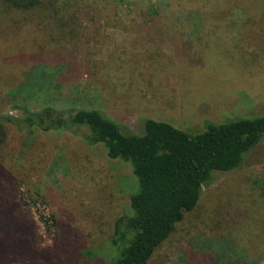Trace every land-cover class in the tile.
Returning <instances> with one entry per match:
<instances>
[{"label":"rangeland","instance_id":"1","mask_svg":"<svg viewBox=\"0 0 264 264\" xmlns=\"http://www.w3.org/2000/svg\"><path fill=\"white\" fill-rule=\"evenodd\" d=\"M59 1L75 7L83 37L64 49L53 32L55 44L44 32L27 36L23 32L21 49L1 52L0 117L23 119L17 107L38 113L97 110L123 133L143 135L148 119L195 133L207 123L264 113V61L250 57L251 43L239 34L246 29L241 26L234 35L226 31L208 41L200 33L205 14L197 0ZM149 12L161 20L149 22L145 17ZM115 13L130 32L112 23ZM134 22L136 29L130 25ZM22 56L29 67L41 61L32 71L44 91L15 94L23 86L11 88L14 63ZM65 62L69 67H64ZM50 70H55L53 80L41 75ZM67 76L72 83L58 88V79ZM7 129L15 158L8 160L9 169L22 179L18 200L34 221L42 245L50 246L58 235V245L63 238L68 241L67 257L80 258L77 264H110L111 225L130 213L129 197L137 189L130 165L110 160L102 144H91L87 128L55 132L33 127L27 135L15 123ZM263 179L264 142L235 175L220 177L204 189L199 208L187 217L180 228L183 232L160 252L167 259L157 264H179L194 235L233 231L234 224L249 217L251 188ZM51 216L55 226V221L50 226L41 221Z\"/></svg>","mask_w":264,"mask_h":264},{"label":"trees","instance_id":"2","mask_svg":"<svg viewBox=\"0 0 264 264\" xmlns=\"http://www.w3.org/2000/svg\"><path fill=\"white\" fill-rule=\"evenodd\" d=\"M197 1L205 14L200 33H204L208 41L214 42L226 31L234 35L244 26L246 31L239 34H244L241 38L246 37L251 43L250 57L264 61V0ZM74 8L59 0H0V53L21 49L23 32L27 36L33 31L44 32L49 43L55 44V38L50 37L53 32L58 44L64 43L60 47L71 48L84 34ZM116 16L113 14L112 23L130 32V27ZM145 17L149 22L161 20L158 14L151 12ZM106 21L108 26L112 24L108 16ZM130 25L138 28L135 22ZM22 58L14 63L16 75H12L11 88L23 86L15 94L20 90L21 94L44 91L43 84L33 80L36 74L32 71L41 61L35 60L33 67H29V62ZM64 67H69L67 62ZM49 73L51 75L45 72L41 75L51 78L55 70ZM71 83L68 76L59 78L58 88ZM17 110L23 113V119L0 117V264H77L80 259L73 254L67 257L68 241L63 238L58 245V235L50 246H43L34 221L24 213L18 200L22 179L9 169L8 160H15L10 150L9 123L17 124L18 131L26 135L33 127L55 132L64 128H87V140L91 144H102L110 160L130 165L137 189L129 197L130 213L111 225L108 239L114 256L110 264H157L159 259H167V256L161 257L160 252L183 232L180 228L199 208L204 189L210 188L220 177L235 175L243 168L247 156L264 142V113L254 118L207 123L195 133L148 119L143 124V135H130L97 110L62 113L51 109L38 113L27 107H17ZM256 184L251 188L253 207L249 217L234 224L233 231L227 229L220 236L204 232L194 235L192 241L187 242L185 259L179 264L264 263V179ZM198 218L193 220L195 224ZM41 221L50 226L55 218L42 217Z\"/></svg>","mask_w":264,"mask_h":264}]
</instances>
